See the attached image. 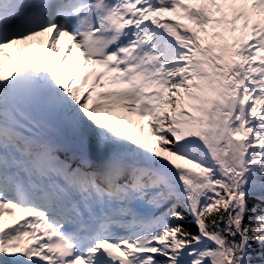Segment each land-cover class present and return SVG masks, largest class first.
I'll return each mask as SVG.
<instances>
[{
    "label": "snow or ice",
    "instance_id": "6c2138e0",
    "mask_svg": "<svg viewBox=\"0 0 264 264\" xmlns=\"http://www.w3.org/2000/svg\"><path fill=\"white\" fill-rule=\"evenodd\" d=\"M0 264H264V0H0Z\"/></svg>",
    "mask_w": 264,
    "mask_h": 264
}]
</instances>
